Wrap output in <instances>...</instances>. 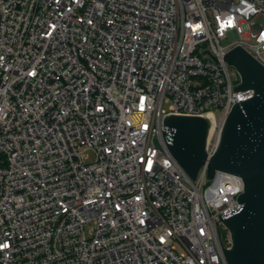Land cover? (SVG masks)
I'll use <instances>...</instances> for the list:
<instances>
[{
  "label": "built area",
  "instance_id": "2783aa9c",
  "mask_svg": "<svg viewBox=\"0 0 264 264\" xmlns=\"http://www.w3.org/2000/svg\"><path fill=\"white\" fill-rule=\"evenodd\" d=\"M238 45L264 66V0H0V264H228L243 180L163 130L207 117L215 153Z\"/></svg>",
  "mask_w": 264,
  "mask_h": 264
},
{
  "label": "water",
  "instance_id": "95a60500",
  "mask_svg": "<svg viewBox=\"0 0 264 264\" xmlns=\"http://www.w3.org/2000/svg\"><path fill=\"white\" fill-rule=\"evenodd\" d=\"M224 59L242 79L233 90L253 88L255 92L232 107L215 153L208 157L206 151L207 117L169 114L164 118L168 131L163 130V135L191 179H196L204 164L208 165L207 179L217 171L242 178L244 190L237 198L240 207L219 215L230 232V248L224 247L219 226L218 232L228 264H264V66L240 45L229 50Z\"/></svg>",
  "mask_w": 264,
  "mask_h": 264
},
{
  "label": "rangeland",
  "instance_id": "374dc122",
  "mask_svg": "<svg viewBox=\"0 0 264 264\" xmlns=\"http://www.w3.org/2000/svg\"><path fill=\"white\" fill-rule=\"evenodd\" d=\"M228 43H229V41H228L227 39L222 40V44H223V45H226V44H228ZM231 69H232V71L235 72V68H234V67H232ZM91 155H92L91 157L93 158V157H94V153L91 152ZM228 232H229V230L226 229V230H225V233L227 234Z\"/></svg>",
  "mask_w": 264,
  "mask_h": 264
}]
</instances>
